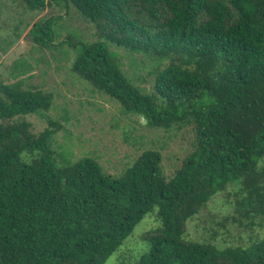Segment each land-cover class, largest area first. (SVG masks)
Segmentation results:
<instances>
[{
	"label": "trees",
	"instance_id": "obj_1",
	"mask_svg": "<svg viewBox=\"0 0 264 264\" xmlns=\"http://www.w3.org/2000/svg\"><path fill=\"white\" fill-rule=\"evenodd\" d=\"M20 1L32 11L73 6L96 39L79 43L71 71L148 127L191 125L195 140L170 178L156 149L118 175L91 156L58 167L57 122L35 134L24 118L44 116L52 95L26 86L30 66H19L15 81L0 82V264H105L154 210L159 223L133 264H264V237L223 247L185 238L188 220L224 192L227 217L264 227V0ZM46 26L28 34L57 47ZM111 46L145 57L151 90Z\"/></svg>",
	"mask_w": 264,
	"mask_h": 264
},
{
	"label": "rangeland",
	"instance_id": "obj_2",
	"mask_svg": "<svg viewBox=\"0 0 264 264\" xmlns=\"http://www.w3.org/2000/svg\"><path fill=\"white\" fill-rule=\"evenodd\" d=\"M39 20L52 31L57 47L41 48L32 41L28 30ZM95 39L94 26L73 6L67 10L51 2L42 10L32 11L24 8L20 0H0V82L15 81L12 72L21 65H29L26 86L51 93V106L44 116L29 114L24 118L31 123L35 134L48 125V119L57 122L53 126L57 131L51 145L56 166L91 156L105 173L118 175L143 150L156 149L162 154L163 172L170 178L193 149V127L173 125L167 130L148 127L142 117L123 113L115 100L93 90L75 75L70 68L79 43ZM111 49L118 54L123 70L134 82L151 90V64L145 57L114 46ZM229 199L233 196L228 198L227 192L218 194L197 216L188 220L185 238L210 241L223 247L264 237V227L252 230L227 217L233 211ZM156 217L155 210L147 213L105 264H133L145 247L142 235L159 223Z\"/></svg>",
	"mask_w": 264,
	"mask_h": 264
}]
</instances>
